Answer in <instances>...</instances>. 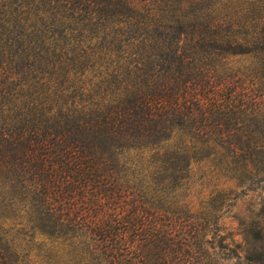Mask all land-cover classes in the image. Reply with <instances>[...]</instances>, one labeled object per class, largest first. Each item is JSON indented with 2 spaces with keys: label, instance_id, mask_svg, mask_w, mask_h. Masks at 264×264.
<instances>
[{
  "label": "trees",
  "instance_id": "16d2710c",
  "mask_svg": "<svg viewBox=\"0 0 264 264\" xmlns=\"http://www.w3.org/2000/svg\"><path fill=\"white\" fill-rule=\"evenodd\" d=\"M41 7L112 25L118 87L44 89ZM199 171L234 186L197 213L179 196ZM250 191L264 192V0H0V264H264V204L242 244L219 224Z\"/></svg>",
  "mask_w": 264,
  "mask_h": 264
},
{
  "label": "rangeland",
  "instance_id": "374dc122",
  "mask_svg": "<svg viewBox=\"0 0 264 264\" xmlns=\"http://www.w3.org/2000/svg\"><path fill=\"white\" fill-rule=\"evenodd\" d=\"M38 13L36 26L40 31L35 34V42L29 47L31 60L35 58V65L43 75L44 89H53V86H60V81H64L61 86L74 92L76 100H83L88 96L99 98L102 90L99 91L98 86L112 90L118 87L119 84L112 86L109 82L114 75H123L121 71L123 64H126L127 54L123 48L116 50L112 44L110 23L84 15H70L68 12L52 14L42 10V7ZM256 85L260 86L259 83ZM119 87L121 89L115 90L116 93L123 90L124 84ZM114 95L115 92H109L106 98L111 100L116 97ZM201 174L197 172L179 196L182 204L187 203L188 208L197 213L206 209L217 190L229 191L234 186L216 173L206 172L204 177ZM263 204L264 192L250 191L246 195H239L229 208L220 212L221 234L228 236L226 243L233 246L242 244L241 223L253 217ZM236 263L237 260L233 258L227 261V264Z\"/></svg>",
  "mask_w": 264,
  "mask_h": 264
}]
</instances>
